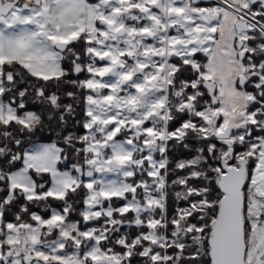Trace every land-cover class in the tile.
Segmentation results:
<instances>
[{
    "label": "snow or ice",
    "instance_id": "obj_1",
    "mask_svg": "<svg viewBox=\"0 0 264 264\" xmlns=\"http://www.w3.org/2000/svg\"><path fill=\"white\" fill-rule=\"evenodd\" d=\"M0 264H264V0H0Z\"/></svg>",
    "mask_w": 264,
    "mask_h": 264
}]
</instances>
